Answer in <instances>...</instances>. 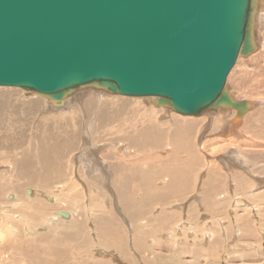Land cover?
I'll return each instance as SVG.
<instances>
[{
	"label": "rangeland",
	"instance_id": "obj_1",
	"mask_svg": "<svg viewBox=\"0 0 264 264\" xmlns=\"http://www.w3.org/2000/svg\"><path fill=\"white\" fill-rule=\"evenodd\" d=\"M257 25L226 83L253 102L234 122L0 86V264H264V0Z\"/></svg>",
	"mask_w": 264,
	"mask_h": 264
},
{
	"label": "water",
	"instance_id": "obj_2",
	"mask_svg": "<svg viewBox=\"0 0 264 264\" xmlns=\"http://www.w3.org/2000/svg\"><path fill=\"white\" fill-rule=\"evenodd\" d=\"M256 0H0V86L61 103L91 85L184 115L235 108L226 88L256 50ZM62 215L68 217V213Z\"/></svg>",
	"mask_w": 264,
	"mask_h": 264
},
{
	"label": "bare ground",
	"instance_id": "obj_3",
	"mask_svg": "<svg viewBox=\"0 0 264 264\" xmlns=\"http://www.w3.org/2000/svg\"><path fill=\"white\" fill-rule=\"evenodd\" d=\"M257 1V4H256V11H255V17H254V38L256 37L255 36V34H256V28H257V22H258V15H259V2H260V0H256ZM255 42H256V50L253 52V53H255L256 51H257V41H256V38H255ZM253 53H251L250 55H252ZM250 55H248V56H250ZM240 56H244V55H242V54H240L239 55V57ZM248 56H245V57H248ZM238 57V58H239ZM229 91V90H228ZM32 92V91H31ZM230 93H231V95H232V97L234 98V99H237L233 94H232V92L231 91H229ZM69 97V96H68ZM68 97H66L61 103H57L55 100H52V99H50V98H48V97H46V98H48V99H50V101L55 105V106H57V107H60V106H62L63 104H64V101L68 98ZM142 97H144V96H142ZM149 99H148V101L149 102H151V103H153V101L156 99L155 97L153 98V97H148ZM248 100V99H247ZM250 101V100H249ZM252 106H253V102L252 101H250V108L248 109V111H246V113H244L242 116H239L238 115V110L237 109H235V108H224V107H210V108H206V109H204L203 110V112L201 113V114H197V115H185V116H201V115H203V114H205L206 112H208V111H210L211 109H225V110H227V111H230L231 113H234V115H233V118H232V121L234 122V121H238V120H242L245 116H246V114L251 110V108H252ZM178 113V112H177ZM180 114V113H179ZM182 115H184V114H182ZM231 122V120L230 121H228L226 124L228 125V123H230ZM237 123V122H236ZM227 127V126H226ZM234 127V126H233ZM226 129H228V128H226ZM231 131H232V129H230ZM59 146V145H58ZM107 148V147H106ZM44 150H45V148H44ZM46 152V151H45ZM86 155V154H85ZM88 155H89V152H88ZM91 156V155H90ZM60 157V156H59ZM43 161H44V159H43ZM99 161V160H98ZM152 162V161H151ZM173 162V161H172ZM87 163V162H86ZM88 164V163H87ZM107 164V163H106ZM49 165V164H48ZM51 165H52V163H51ZM9 167V166H8ZM52 167V166H51ZM61 167V166H60ZM99 167V166H98ZM54 168V167H53ZM64 169V168H63ZM56 170V169H55ZM162 170V169H161ZM60 171V170H59ZM62 171V170H61ZM164 171V170H163ZM47 172V171H46ZM54 172V171H53ZM145 172V171H144ZM157 172V171H156ZM166 172V171H165ZM59 173V172H58ZM145 174V173H144ZM162 174V173H161ZM56 175V174H55ZM63 175V174H62ZM101 176V175H100ZM49 178V177H48ZM52 178V177H51ZM44 179V178H43ZM60 180H62V179H60ZM65 180V179H64ZM142 180H144V179H142ZM103 181H104V179H103ZM63 182V181H62ZM45 183V182H44ZM52 183V182H51ZM59 183V182H58ZM61 183V182H60ZM145 183V182H144ZM48 184V183H47ZM62 184V183H61ZM45 186V185H44ZM43 187V186H42ZM62 187V186H61ZM38 188V187H37ZM44 188V187H43ZM46 189V188H45ZM62 191V190H61ZM33 192V191H32ZM29 194V193H28ZM30 194H32V193H30ZM33 195V194H32ZM113 196V195H112ZM48 198H50V197H48ZM52 198V197H51ZM14 201V200H13ZM48 204V203H47ZM53 212V211H52ZM51 212V213H52ZM61 213H63V212H65V211H60ZM59 212V213H60ZM67 213V212H66ZM55 215V214H54ZM68 216H70L69 214H68ZM64 217H66V216H64ZM51 220V219H50ZM122 235V234H121Z\"/></svg>",
	"mask_w": 264,
	"mask_h": 264
}]
</instances>
